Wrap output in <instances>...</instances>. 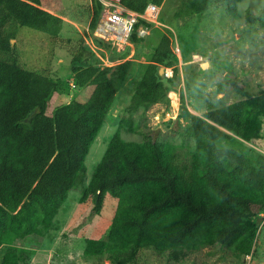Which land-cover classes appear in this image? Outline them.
<instances>
[{
	"label": "trees",
	"instance_id": "obj_1",
	"mask_svg": "<svg viewBox=\"0 0 264 264\" xmlns=\"http://www.w3.org/2000/svg\"><path fill=\"white\" fill-rule=\"evenodd\" d=\"M209 1L183 0L175 15L200 14ZM223 1L237 16L240 0ZM119 2L142 11L148 2L163 0ZM101 8L93 0L91 30ZM22 26L57 36L62 19L40 0H0V264L30 261L32 250L20 242L35 235L39 215L29 200L52 211L81 182L86 154L132 64L125 60L100 68L76 54L69 74L79 87L94 88L86 101H71L47 114L48 99L59 84L19 64L11 40ZM141 40L132 33L130 42ZM186 55V49L181 51V57ZM176 64L169 37L159 34L131 94L129 113L167 97ZM165 67H172V77L159 73ZM262 118L264 89L202 116L190 114L184 133L196 150L189 163L178 161L170 142L146 138L131 149L115 131L82 198L89 197L99 212L109 194L117 201L116 211L107 239H87L84 255L132 264L141 249H152L178 261L215 243L248 255L257 218L264 213V154L246 144L256 145L261 138Z\"/></svg>",
	"mask_w": 264,
	"mask_h": 264
},
{
	"label": "rangeland",
	"instance_id": "obj_2",
	"mask_svg": "<svg viewBox=\"0 0 264 264\" xmlns=\"http://www.w3.org/2000/svg\"><path fill=\"white\" fill-rule=\"evenodd\" d=\"M182 1L163 0L158 19L165 26L151 25L149 34L139 43L130 42L122 52L111 49L110 44L97 37L96 25L92 30L89 28L93 0H40L44 9L62 19L60 33L50 36L22 26L11 40L13 53L23 68L49 76L59 84L48 99L46 113L50 115L71 101H86L94 88L90 84L79 87L69 74L76 54L81 52L89 63L100 68L125 60L132 63L86 154L81 182L69 189L65 199L52 211L29 200L39 215V222L35 235L20 242L32 250L28 264H109L103 257L85 256L84 247L89 238L107 239L117 201L106 194L101 210L95 212L91 199H83L82 193L92 168L101 159L115 131L119 130L131 149L146 138L170 142L178 161L189 163L196 150L194 140L184 133L190 114L202 116L210 108L230 104L244 99L247 93L264 89V0L238 1L237 16L226 9L223 0H210L208 9L200 14L176 16ZM161 33L169 38L174 33L181 51L186 49L187 55L176 64V76L169 85L167 97L147 109L129 113L131 94ZM205 61L208 65L202 67ZM71 80L75 87L70 86ZM262 119L261 138L256 145H246L264 154ZM259 217L262 220L257 221L248 255L215 243L178 261L170 259L166 251L141 249L132 264H264V213Z\"/></svg>",
	"mask_w": 264,
	"mask_h": 264
},
{
	"label": "built area",
	"instance_id": "obj_3",
	"mask_svg": "<svg viewBox=\"0 0 264 264\" xmlns=\"http://www.w3.org/2000/svg\"><path fill=\"white\" fill-rule=\"evenodd\" d=\"M98 1L102 5V12L96 23L95 34L98 38L110 44V48L117 52H122L130 44V37L133 32L137 37L142 38L149 34L151 25L152 27L165 26L158 19L160 5L153 2H148L142 11H136L121 5L119 0ZM137 24H139L138 27H136ZM169 40L173 41L170 47L177 57V64H180L182 62L181 49L174 33ZM163 73L165 77H172V67L163 68ZM70 86L75 87L73 80L70 81Z\"/></svg>",
	"mask_w": 264,
	"mask_h": 264
},
{
	"label": "water",
	"instance_id": "obj_4",
	"mask_svg": "<svg viewBox=\"0 0 264 264\" xmlns=\"http://www.w3.org/2000/svg\"><path fill=\"white\" fill-rule=\"evenodd\" d=\"M207 65H208L207 61H205V62L202 63V67H206ZM159 73H161V71ZM261 220H262L261 217H258L257 218V221H261Z\"/></svg>",
	"mask_w": 264,
	"mask_h": 264
},
{
	"label": "crops",
	"instance_id": "obj_5",
	"mask_svg": "<svg viewBox=\"0 0 264 264\" xmlns=\"http://www.w3.org/2000/svg\"><path fill=\"white\" fill-rule=\"evenodd\" d=\"M81 96H84V94L83 95H81ZM80 102H82V101H80ZM84 102V101H83Z\"/></svg>",
	"mask_w": 264,
	"mask_h": 264
}]
</instances>
